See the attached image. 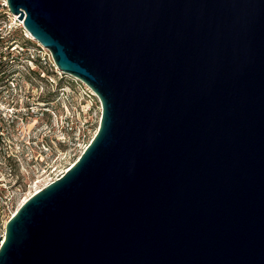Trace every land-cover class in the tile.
<instances>
[{
	"label": "water",
	"instance_id": "obj_1",
	"mask_svg": "<svg viewBox=\"0 0 264 264\" xmlns=\"http://www.w3.org/2000/svg\"><path fill=\"white\" fill-rule=\"evenodd\" d=\"M6 5L101 114L0 264H264V0Z\"/></svg>",
	"mask_w": 264,
	"mask_h": 264
},
{
	"label": "rangeland",
	"instance_id": "obj_2",
	"mask_svg": "<svg viewBox=\"0 0 264 264\" xmlns=\"http://www.w3.org/2000/svg\"><path fill=\"white\" fill-rule=\"evenodd\" d=\"M5 2L0 0V51L6 50L2 42L7 37L14 57L3 56L2 67L11 75L0 77V90L11 91L13 104L23 111L14 135L27 145L18 148L22 159L15 174L3 176L14 208L77 158L98 127L101 106L86 83L55 67L49 50L32 38ZM44 136L49 139L42 152ZM5 217L0 209V233Z\"/></svg>",
	"mask_w": 264,
	"mask_h": 264
},
{
	"label": "built area",
	"instance_id": "obj_3",
	"mask_svg": "<svg viewBox=\"0 0 264 264\" xmlns=\"http://www.w3.org/2000/svg\"><path fill=\"white\" fill-rule=\"evenodd\" d=\"M48 53L50 55L51 61L53 62L50 52ZM77 79L83 82L81 79L79 78ZM0 86H2V84H0ZM13 102H14V99L12 98L11 91L9 92V94H5V91L1 89L0 90V176H1L0 177V209L6 216L4 222L7 221L9 216L13 214V212L16 210L18 206H15L13 208V200H12L13 193L9 191L6 183L3 181V176L5 174L9 176H11L12 174H15V169H18V167L21 164V159H22L18 148L27 146L26 144L22 143L21 139L17 138L14 135L19 130L18 122H19L20 114H22L23 111L19 109L20 107L16 103L13 104ZM44 137H45L44 139H40L41 146H42V149H41L42 152L45 151V148H46L45 146L46 144H48L47 139H49L46 136ZM27 142H29V137L26 143ZM21 152H24V151H21ZM62 173L63 172H61L59 175H61ZM54 178L55 177L53 178L51 177V178L44 180L40 184V187L48 183ZM4 210H6V213ZM4 226H5V223H4ZM0 234H1V238H0V242H1L3 239V235H4V227L2 228V231Z\"/></svg>",
	"mask_w": 264,
	"mask_h": 264
},
{
	"label": "trees",
	"instance_id": "obj_4",
	"mask_svg": "<svg viewBox=\"0 0 264 264\" xmlns=\"http://www.w3.org/2000/svg\"><path fill=\"white\" fill-rule=\"evenodd\" d=\"M2 38H4V36L2 37ZM9 38V37H8ZM9 41H11V39H7V37L6 38H4L3 39V42H2V47H5L6 48V50L4 51V49H2L1 51H0V77H2V78H4L5 76H10L11 75V73L10 72H8L7 70V68L4 66V67H2V65H3V63L2 62H4V61H2V60H4L3 59V56L5 57H8V59L7 60H9L10 58H13L14 56H11V54H10V51H8V47L10 46V44H9ZM1 48V47H0ZM2 58V59H1ZM16 58V57H15ZM39 74V73H38ZM4 76V77H3ZM16 168V167H15Z\"/></svg>",
	"mask_w": 264,
	"mask_h": 264
},
{
	"label": "bare ground",
	"instance_id": "obj_5",
	"mask_svg": "<svg viewBox=\"0 0 264 264\" xmlns=\"http://www.w3.org/2000/svg\"><path fill=\"white\" fill-rule=\"evenodd\" d=\"M18 20H19V19H18ZM19 21H20V23L22 24V21H21V20H19ZM38 188H39V187H38ZM36 190H37V189H36ZM36 190H34V191H36ZM24 199H25V198H24ZM24 199H23V200H24Z\"/></svg>",
	"mask_w": 264,
	"mask_h": 264
}]
</instances>
